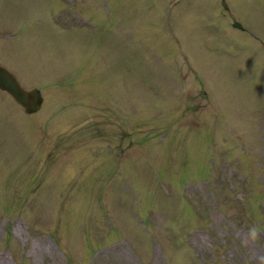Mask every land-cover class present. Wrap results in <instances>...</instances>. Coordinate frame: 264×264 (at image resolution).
Returning a JSON list of instances; mask_svg holds the SVG:
<instances>
[{"label":"rangeland","instance_id":"1","mask_svg":"<svg viewBox=\"0 0 264 264\" xmlns=\"http://www.w3.org/2000/svg\"><path fill=\"white\" fill-rule=\"evenodd\" d=\"M0 64V264H264V0H0Z\"/></svg>","mask_w":264,"mask_h":264},{"label":"water","instance_id":"2","mask_svg":"<svg viewBox=\"0 0 264 264\" xmlns=\"http://www.w3.org/2000/svg\"><path fill=\"white\" fill-rule=\"evenodd\" d=\"M223 7L228 10L225 1H223ZM235 27L242 29L238 23ZM0 90L9 94L28 115L38 113L44 104V97L39 89H24L16 76L2 65H0Z\"/></svg>","mask_w":264,"mask_h":264},{"label":"flooded vegetation","instance_id":"3","mask_svg":"<svg viewBox=\"0 0 264 264\" xmlns=\"http://www.w3.org/2000/svg\"><path fill=\"white\" fill-rule=\"evenodd\" d=\"M226 12H229V9H228V10H226Z\"/></svg>","mask_w":264,"mask_h":264}]
</instances>
